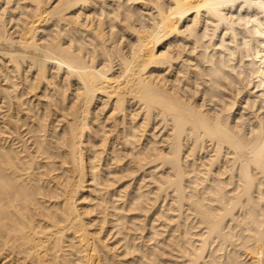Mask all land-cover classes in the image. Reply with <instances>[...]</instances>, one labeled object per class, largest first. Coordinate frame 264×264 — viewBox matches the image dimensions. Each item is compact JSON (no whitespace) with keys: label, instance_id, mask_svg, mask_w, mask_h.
I'll use <instances>...</instances> for the list:
<instances>
[{"label":"bare ground","instance_id":"obj_1","mask_svg":"<svg viewBox=\"0 0 264 264\" xmlns=\"http://www.w3.org/2000/svg\"><path fill=\"white\" fill-rule=\"evenodd\" d=\"M0 264H264V0H0Z\"/></svg>","mask_w":264,"mask_h":264}]
</instances>
